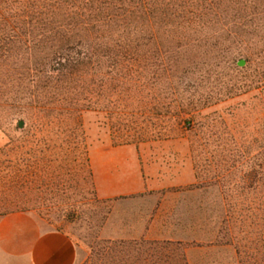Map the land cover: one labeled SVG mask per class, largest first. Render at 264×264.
<instances>
[{
  "label": "rangeland",
  "instance_id": "rangeland-1",
  "mask_svg": "<svg viewBox=\"0 0 264 264\" xmlns=\"http://www.w3.org/2000/svg\"><path fill=\"white\" fill-rule=\"evenodd\" d=\"M216 2L228 6L227 28L210 44L101 48L135 54V77L93 78L82 97L57 101L38 95L48 48H89L88 36L115 33L117 1L0 0V149L10 143L43 151L37 176L15 180L8 192L72 238L76 264L107 240L102 228L114 202L95 196L81 154L83 144L88 151L107 141L178 142L192 162L194 187L162 190L164 216L185 226L192 240L158 247L178 256L186 246L188 264H264V0ZM56 119L73 148L66 160L56 157ZM42 120L53 123L44 129ZM36 121L38 128L23 137Z\"/></svg>",
  "mask_w": 264,
  "mask_h": 264
},
{
  "label": "trees",
  "instance_id": "trees-1",
  "mask_svg": "<svg viewBox=\"0 0 264 264\" xmlns=\"http://www.w3.org/2000/svg\"><path fill=\"white\" fill-rule=\"evenodd\" d=\"M116 1L115 33L88 36L87 40L93 45L89 48H48L47 57L38 70L39 96L46 98L48 95L57 101L78 99L87 93L88 83L93 78L103 83L114 76L122 82L135 77L134 63L138 60L135 54L126 50L102 54L101 48H200L201 44H210L213 34L225 32L227 28L228 6L216 0ZM108 4L110 9L111 3ZM112 21L109 17L108 24ZM81 110H77V115ZM60 121L56 119L55 122L60 129L57 130L60 144L56 148V157L66 160L73 148H70L68 137L62 136L64 130ZM52 123L51 120H42L39 125L46 129ZM34 128H38V121L28 126L23 137L29 136ZM125 143L134 142L119 144ZM75 149L79 147L75 146ZM15 152L18 154L9 157ZM42 152L38 148L21 147L18 150L10 143L0 149V216L29 210L18 206L19 199L15 193L9 194L8 189L10 184L25 175L37 176L38 153ZM81 154L92 177L84 144ZM159 244V241L144 239L103 240L98 249L90 250L84 264H188L184 253L186 246H181V254L174 256L173 250L160 248ZM175 244L181 245L180 242Z\"/></svg>",
  "mask_w": 264,
  "mask_h": 264
},
{
  "label": "crops",
  "instance_id": "crops-1",
  "mask_svg": "<svg viewBox=\"0 0 264 264\" xmlns=\"http://www.w3.org/2000/svg\"><path fill=\"white\" fill-rule=\"evenodd\" d=\"M180 145L173 141L125 144L107 141L89 147L95 196L114 202L102 228L107 239L192 240L185 226L174 218L172 223L171 216H164L167 210L162 190L182 193L177 190L194 187L197 182L192 162L184 158L185 153H179ZM180 158L184 160L182 165L177 162ZM164 159L173 163H163ZM119 201L131 205V211L118 205ZM76 262L77 249L72 238L49 228L35 212L17 211L0 216V264Z\"/></svg>",
  "mask_w": 264,
  "mask_h": 264
},
{
  "label": "water",
  "instance_id": "water-1",
  "mask_svg": "<svg viewBox=\"0 0 264 264\" xmlns=\"http://www.w3.org/2000/svg\"><path fill=\"white\" fill-rule=\"evenodd\" d=\"M22 123H23L22 121H19L18 122V127H21L22 126Z\"/></svg>",
  "mask_w": 264,
  "mask_h": 264
}]
</instances>
